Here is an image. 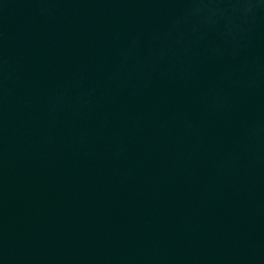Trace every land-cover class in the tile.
<instances>
[{
    "label": "water",
    "instance_id": "95a60500",
    "mask_svg": "<svg viewBox=\"0 0 264 264\" xmlns=\"http://www.w3.org/2000/svg\"><path fill=\"white\" fill-rule=\"evenodd\" d=\"M0 264H264V0H0Z\"/></svg>",
    "mask_w": 264,
    "mask_h": 264
}]
</instances>
